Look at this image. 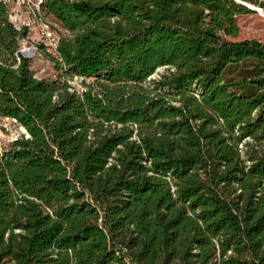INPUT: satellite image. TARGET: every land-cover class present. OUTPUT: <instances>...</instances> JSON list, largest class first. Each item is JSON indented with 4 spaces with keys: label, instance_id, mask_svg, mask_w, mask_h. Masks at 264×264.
<instances>
[{
    "label": "trees",
    "instance_id": "16d2710c",
    "mask_svg": "<svg viewBox=\"0 0 264 264\" xmlns=\"http://www.w3.org/2000/svg\"><path fill=\"white\" fill-rule=\"evenodd\" d=\"M40 78L0 0V264H264V0H42ZM249 65L241 80L230 66ZM161 66L167 69L151 78Z\"/></svg>",
    "mask_w": 264,
    "mask_h": 264
},
{
    "label": "rangeland",
    "instance_id": "374dc122",
    "mask_svg": "<svg viewBox=\"0 0 264 264\" xmlns=\"http://www.w3.org/2000/svg\"><path fill=\"white\" fill-rule=\"evenodd\" d=\"M10 8V19L18 27H27V35L21 41V52L30 59V67L35 71V75L40 78L58 79L64 81L68 79L70 85L81 91L87 87V83H92L93 78L84 76L64 77L63 71L57 69L56 63L44 38L41 37L40 27L42 24L49 23L51 29L60 37L68 32L63 29L60 22L51 14L46 13L43 9L40 13H34L32 7L37 0H6ZM241 35L240 37H259L264 41V10L256 13H243L239 18ZM167 69L161 66L152 75L151 78H159V76ZM249 70V65L230 66L223 74L224 79L241 80ZM24 133V128L20 123H15L7 117H0V151L8 147L11 142L16 139L19 134Z\"/></svg>",
    "mask_w": 264,
    "mask_h": 264
},
{
    "label": "built area",
    "instance_id": "2783aa9c",
    "mask_svg": "<svg viewBox=\"0 0 264 264\" xmlns=\"http://www.w3.org/2000/svg\"><path fill=\"white\" fill-rule=\"evenodd\" d=\"M41 2L42 0H37L34 3L35 7H32V10L34 13H40L42 11V7L40 6ZM253 8H257L259 11H262L261 7L253 6ZM40 34H41V37L44 38L45 40L47 50H50L52 54L59 56L58 45H59L60 37H58L55 34V32L51 29L49 23H45L41 25ZM7 118L11 119L15 123H19V121L15 119L14 117H7Z\"/></svg>",
    "mask_w": 264,
    "mask_h": 264
}]
</instances>
